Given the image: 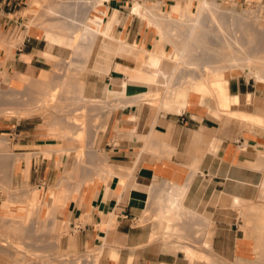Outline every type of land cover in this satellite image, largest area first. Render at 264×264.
Segmentation results:
<instances>
[{"label": "crops", "instance_id": "crops-1", "mask_svg": "<svg viewBox=\"0 0 264 264\" xmlns=\"http://www.w3.org/2000/svg\"><path fill=\"white\" fill-rule=\"evenodd\" d=\"M21 1L0 0V70L5 74L0 85L13 90L48 79L55 64L48 55L69 56L60 36L52 33L46 37L40 29L27 26L26 17L17 15ZM171 2L161 0V8L169 6L167 11H172L177 5ZM131 5V0L103 2L102 22L116 12L110 30L117 41H112L110 50L103 49L107 42L96 35L78 78L85 97L113 101L106 104L112 107L93 137L98 157L113 172L83 180L81 189L71 190L59 207L55 216L69 227L64 246L78 250L101 245L100 264H264V243L259 242L264 239L261 214L248 207H264V127L227 113L255 112L264 117L259 83L223 72L222 104L212 93L189 87L177 89L167 109L162 99L160 109L139 101L135 92L143 84L152 83V89L163 92L162 81L156 83L151 72L154 57L146 61L138 50L121 43L157 52L160 39L156 26L131 12ZM14 38L17 40L11 44L9 40ZM163 48L167 49L166 44ZM0 134L7 137L12 152L28 154V161L20 159L15 164L12 175L17 183L54 181L60 165H56V154L45 148L48 142L38 131L34 116L0 115ZM170 185L185 186L183 204L192 214L202 213L210 223L208 244L199 248L206 260H189L181 249L161 250L159 240H150L157 234L150 221L135 223L155 199L159 214L164 211ZM253 230L260 233L259 238ZM110 250L116 251V257L108 255Z\"/></svg>", "mask_w": 264, "mask_h": 264}, {"label": "rangeland", "instance_id": "rangeland-1", "mask_svg": "<svg viewBox=\"0 0 264 264\" xmlns=\"http://www.w3.org/2000/svg\"><path fill=\"white\" fill-rule=\"evenodd\" d=\"M74 1L75 0H22L20 2V5H18V7L20 6L21 7L17 10V15L26 17L28 19L26 21L27 26H33L40 29L42 35L47 37L48 32H45L42 29V27L45 28L47 24L51 22H56L57 20L59 22L60 19L63 21L65 15L66 17H68L69 15L71 16L73 15V17L70 18L74 20L76 19L78 21L80 20V18H83L85 13L88 12L87 13L89 14L88 19H92L93 16L92 14H95V9L90 8L88 11L87 10L88 3L86 4L84 0H78V1L76 0L75 2ZM136 1H139L140 3L146 5L149 4L146 3L145 0H131L132 5ZM206 1L216 2V3L218 2L217 3L218 8L219 7L220 8L219 11H217L216 13V16L218 17L217 20L211 19L209 14L207 13L204 14L200 13L198 15L199 16L198 20L203 22L204 24L206 23L205 25L202 24L204 25L202 26L203 28L206 27L205 28L206 31L205 29H203L204 31L201 34V36L203 35L205 36L204 37L200 36L201 38H204L201 39L204 40L202 41L203 45L205 44L206 46H208V48L210 47L219 50L222 48L221 40L226 36V38H228L229 41L232 40L230 44L233 43L232 44L233 46L231 45H230L231 47L229 46L230 49L233 48V50H237L238 48H243L245 51V49L247 48L246 49L247 51L249 50L252 52L256 51L254 53L264 57L263 55L264 41L262 40V38H264L263 37L264 36V0H206ZM186 2L187 0H172L171 4L179 3L184 8H186V10L188 9L189 12L193 13V11L195 10V6L197 4L196 1L195 0L192 1L191 7H189L186 4ZM156 3L161 4V0L160 1L157 0L155 2H152L151 4L156 5ZM37 4L40 7H38ZM42 5L43 6L51 5L55 8L58 5V8L60 7L61 10L63 11V12L61 11L63 15L59 17L60 19L58 17H55L57 18L55 19L53 17L54 16L53 14H49L46 12L45 7H41ZM97 9L100 11H104V9L101 6ZM168 9L169 6L167 9L165 10L163 9L162 12H164L165 14L171 12V11H167ZM173 10L179 12L180 8L173 7ZM193 17L195 16L193 15ZM42 22H44V24ZM71 23L73 22L71 21ZM183 27L185 28L184 25ZM60 32L64 33V31L61 30ZM179 32L180 33L178 34V31L176 30L177 34H175L174 36L177 37V40L176 39L175 40L177 41V43H180L182 41L186 43V48L188 47L186 53H189L190 55H194V56L200 54V56L202 57L205 54L204 57L206 56V59L208 61L210 60L211 64H215V63L219 64L220 62L221 63L224 62L219 58L221 60L220 61L218 57H215L214 54H212L213 50H210L208 52L206 51L207 53H205V51H203L201 48L198 49L197 46L194 45L195 44L194 41H192L191 38H188L186 36V34L184 33L185 30L184 32L183 30L182 32L181 31ZM181 33L184 36H181L182 35ZM176 35H179V37ZM249 35L255 38L263 35L261 37L263 49L261 45V40L260 42L258 41L260 37H258V40L254 38L250 39ZM159 36H160V32L157 30V37L159 38ZM178 38L179 40L180 39L181 40L179 41ZM107 39L105 40H107V42H110L109 40L112 38L110 39L107 38ZM159 39H160L159 49H164L163 44H166L167 46L166 51H169L173 48L170 41L168 42V41H164L161 38ZM16 40L17 39L14 38L11 39V41L10 40L9 41L11 44H13L16 42ZM236 41L238 42L236 43ZM235 46L238 48L237 49L234 48ZM67 50H69V56L65 57L64 59L54 58L55 64L52 66V70L50 74L51 76L48 79L42 80L43 82L40 81L29 82L20 90L17 89L13 90L10 87L0 85V111L4 110L3 112L0 113V115H13L15 117L18 116L20 117L19 114H17L18 115L17 116L16 113L15 114L12 113V110H17L19 108L21 109L22 107H23L22 109L31 110L37 105L40 106L39 107L40 109H36L31 114L28 115L34 116V120L37 121L38 131L44 134L43 136H45V142H48L47 144L44 145L45 148H49L50 152H54L56 154V165H60V167L56 169L57 176L54 179V181L51 183H49L48 181H43L42 183L26 182V181L17 183L16 180L13 178L12 173H9L8 165H6L7 166L6 168L0 167V170L6 169L7 171V172L6 171L0 172V176L1 175L3 176L1 177L0 180L1 182L0 184H2V187L0 188V205H1L0 264H93L95 260H97V264H100L99 258L101 255L102 246L100 247H98L97 245L86 246L85 248L78 250L71 248L70 246H64V235L67 234V230L69 227L67 222L61 221L59 218L55 216V214L58 212L60 205L62 206V204H64L63 202L61 203L63 196L66 195L64 200H66L68 197L67 196L68 192L65 191L64 187L70 189L71 191L81 184L82 179L90 180L94 175H97L99 177H104L103 173L100 171L101 169L96 170L98 168L96 164H98V162L101 163L102 159L104 158L98 157L97 154L100 153V151L96 150L93 137L97 132V130L103 127L106 115L109 112L108 107H112V106H107L106 104H112L113 101L92 100L86 98L85 96H83L86 98V99L84 98L85 101L82 99L80 100L77 99L79 101L78 102L75 99V95H74L75 93L73 92V90H70V88H73L72 86L75 85L76 82L73 83V81H77L84 66H80V69L77 67L78 68L77 70V68H75L76 67L75 65L69 64L71 58L73 59L77 57L79 58V55L78 56L76 54L75 56L72 55L70 48H68ZM213 59L215 60L218 59L220 62L219 61L212 62L211 60ZM179 65H178L179 68L178 69L176 68L174 70V73H172L174 76V77L172 76V78H174L173 80H177V78L183 79L182 75L184 74V72H187L186 67H183V65L181 66V63ZM66 67L68 68L66 69ZM201 69H202V64H199L197 65L196 68H193V70L197 72ZM228 69L224 70L225 76L241 75L244 78H250L255 81V79L252 77V75H250V73H248V71L243 70L240 67L228 68ZM66 70L67 71L69 70L67 74L71 72L68 75V78L70 76L71 79V74L73 73L72 78L74 79V80L71 79L72 82L69 79L72 85L69 86L70 83L68 84L70 88H68L67 91L63 88V85L62 86L60 85V79L66 73ZM2 74L3 72L0 73V80L4 81V75L1 76ZM216 78L221 79V75L212 77V79H216ZM164 81H162L161 83V87L163 91L165 88ZM258 86L260 87L261 95L264 99V85L259 84ZM63 89L64 91H66V93L61 92L63 91ZM43 91L44 92L48 91L50 95L43 96L41 93ZM67 96L69 97V99ZM42 97L46 98L44 99V101L47 100L45 101V103L43 101L45 105L40 100ZM151 103L153 107L160 109L157 99L151 100ZM113 106L115 107L117 106V104H114ZM76 118L77 119L79 118L81 122L79 123V121H76ZM65 145H67V147L71 149L67 153L62 150L64 149V147L66 148ZM58 149L61 150L59 151ZM1 153L2 156H4L3 158L7 160L6 162L8 164L13 160L14 155L17 154L12 152L10 143L8 142V139L4 134H0V154ZM44 153H47V151H44ZM96 155L98 158H96ZM21 159L26 160L27 158L25 155H21ZM92 160L95 162H93ZM91 162H93V164ZM84 165H86V167ZM88 165H90V167ZM94 165L96 166V168L94 167ZM83 167H85V169H83ZM64 173L65 175L67 173V180H64L65 184L63 183L62 187L60 186L59 188L56 189L55 183L60 178V176L64 175ZM68 174H70V176ZM4 176H6V178H4ZM107 176L109 175H106V177ZM8 187L10 188L8 189ZM6 188L8 189V191H6L7 190ZM11 188L14 191L10 190ZM23 190L25 192H28L29 193L28 197L33 200L31 201H26L23 199L18 200L21 199V196H19L18 193ZM63 191L66 193H63L64 195H61ZM162 192L163 191H160L159 195ZM53 193L57 194L54 197L55 202H53L54 201L53 198H49L50 196H52ZM46 199H48L47 203L49 205L47 204V208L43 209L41 208V206L44 205ZM31 203L33 204L30 205ZM36 203L37 204L40 203L39 204V209L41 208L40 211L37 210V213L35 214L31 212L28 218H26L25 215L28 214L27 213L29 212L28 210L29 209L33 210L36 206ZM50 205L52 210L51 209L49 210ZM159 206L160 205L157 199L151 201L148 208L142 211V213L139 215L135 223L141 225L146 221H150L152 226V227L150 226L151 230L153 229L157 232V234L153 236L150 240H159L161 242V250L173 252L176 249L174 245L178 246L183 244L185 246L197 250L196 254H194L193 256H191L189 253H186V257L189 260H191L192 257L203 258L202 254L200 255V253L203 252H201L199 248L201 246H207L208 244L206 243L208 242L207 238L210 234L209 232L210 223L208 222V220L203 219L202 213L197 212L195 214H192L190 208H188L185 205L187 208L185 209V207H183L182 209L177 211V215L175 216V218L172 221H170L171 224H168L169 221L167 219L160 218L158 216ZM151 207L153 208V212L150 209ZM260 209L261 208H259V210ZM37 214L40 219L38 218L35 219V216H37ZM191 215H195V217L192 218ZM11 218H13L12 221L14 222L13 225L15 226V228H13L14 226L11 225L9 226L10 224L9 221H11ZM54 218H57L56 220L57 224H55V227H53ZM165 220L167 222H165ZM15 221H18V223H16ZM203 221H207V223L206 222L203 223ZM167 226L169 227L170 230L167 229L168 228ZM165 228L167 229L169 234L167 233ZM171 228L174 229H172L171 231ZM58 231H61V233H59ZM181 250L184 252L183 249ZM108 255L110 257L114 255L116 257V254L113 250H110ZM13 258H15L16 261ZM203 259L206 260V258Z\"/></svg>", "mask_w": 264, "mask_h": 264}, {"label": "bare ground", "instance_id": "bare-ground-1", "mask_svg": "<svg viewBox=\"0 0 264 264\" xmlns=\"http://www.w3.org/2000/svg\"><path fill=\"white\" fill-rule=\"evenodd\" d=\"M76 1V0H75ZM74 1V2H75ZM78 1V0H77ZM105 0H84V2L87 4L88 3V11L90 8H94L95 9V14H92V19H88V15L87 13L84 14L83 18H80V20H74V19H71L70 17H73V15H69L68 17H64L63 21L59 18L61 17L63 14H62V10L61 8L59 9L58 8V5L57 7H53V6H41V7H45L46 9V12L49 13V14H53L54 18L55 17H58L60 19V21L58 22V20L56 22H51L49 24H47V26H45V28L42 27V29L45 31V32H48L47 34V37L54 33L58 36H60L63 40V45L70 48L71 49V52H72V55L75 56V54L78 56L79 55V58H71V60L69 61V64H72V65H75L76 67L75 68H79L80 69V66H83L85 65L84 62L86 60V57H88L87 55L89 54V51L91 49V46L93 44V41L96 37V35H100L102 38H103V41L104 39H107V38H112L111 36V30H110V25L111 23L113 22V20L116 19V12L112 15H108V19L105 20V22H102V14L104 13V11H100L98 10L97 8H99L100 6H102L103 2ZM160 1V0H159ZM193 0H187L186 4L191 7V3H192ZM196 1V6H195V10L192 12H189L188 9L186 10V8H184L181 4L179 3H175L177 5V8H180V11H171L167 14H165L164 12H162V8H161V4H158L156 3V5L154 4H142L140 3L139 1H136L131 7H130V10L131 12L137 14V15H140V17H144V18H147L148 20V24L152 23L156 26V29L160 32V36L159 38L163 39L164 41H170L171 44H172V49L169 50V51H166L165 49H159L157 52H154V51H150V50H147L145 49L142 45H138V44H133V45H130L128 43H124L122 44L121 41L119 40V42L121 43V46H126V47H130L131 49H135V50H138L141 54H143L144 58L146 59V61H151L152 57H154L152 60L153 62L155 63L153 67V69H151V72L153 73V75L155 76V82H160V81H164V84H165V88H164V91L161 92L160 90H154L152 89V83H148V84H143V86L140 87V90L136 91L135 92V97L138 98L139 101L143 102H147V103H151V100L153 99H157L158 101H160L159 99H162V104H163V107H165L166 109L168 107H170L172 105V101H174L173 99L175 98V95H176V92H177V89L181 88V87H189L192 91H195V92H199V93H212L213 96L217 99V101L219 103H222V83H221V79L220 78H216V79H212L213 76H219L221 75V73L224 72V70L228 69V68H235V67H240L241 69L243 70H246L248 71V73H250V75H252V77L255 79V81L261 85H264V57L263 56H260L252 51H247L243 48H238V47H234V48H238L237 50H233L230 49L231 46H233L232 44H230V42L232 41H229L228 38H223L221 41V45H222V48L219 49V50H216L215 48H208V46H206L205 44L203 45L202 44V41L204 40H201V39H204V38H201V37H204L205 35L201 36V34L203 33V29H205L206 27H202L204 26L205 24L201 21L198 20V15L200 13H207L209 14L210 18L211 19H215L217 20V16H216V13L217 11H219V8H218V2H207L206 0H195ZM46 2V1H45ZM40 3V2H39ZM43 4V3H42ZM185 4V6H186ZM38 5V4H37ZM62 5V4H61ZM72 6V5H71ZM76 6V5H74ZM73 6V7H74ZM38 7H40L38 5ZM75 8V7H74ZM44 9V10H45ZM68 9V8H67ZM66 9V10H67ZM70 9V8H69ZM73 9V8H72ZM42 10V9H40ZM71 10V9H70ZM39 11V10H38ZM62 11V12H61ZM116 11V10H114ZM247 11V10H246ZM45 12V13H46ZM73 12V11H72ZM46 13V14H47ZM248 13V12H247ZM67 14V13H65ZM134 14V15H135ZM41 15V14H40ZM43 15V14H42ZM45 15V14H44ZM193 15L195 17H193ZM206 15V14H205ZM203 15V16H205ZM39 16V15H38ZM208 16V17H209ZM87 17V18H86ZM70 18V20H69ZM39 19V18H38ZM57 19V18H55ZM203 19V18H202ZM209 19V18H208ZM210 19V20H211ZM52 21V20H51ZM69 21V22H67ZM71 21L73 23H71ZM41 22V21H40ZM38 23V22H37ZM36 23V24H37ZM44 24V22H42ZM232 23V22H231ZM204 24V25H202ZM183 25L185 26V28L183 27ZM208 26V25H207ZM184 29H183V28ZM200 30H199V29ZM59 29V30H58ZM61 31H64L63 32H60ZM176 30L178 31V34L180 33L179 31L184 32L185 30V34L188 38H191L192 41H194V45L197 46V48H201L203 51H205V53H207L208 51L210 50H213L212 51V54H214L215 57H218V59L220 58L222 61H224L223 63H221L218 59L215 60H211L212 62L214 61H219L220 63L218 64H211L210 60L208 61L206 59V56L203 57L199 55H190L189 53H186L187 52V49L188 47L186 48V43L184 41L180 42V43H177V37H175L174 35L177 34L176 33ZM206 31V29H205ZM66 32V33H65ZM250 32V31H249ZM245 33V32H244ZM182 34V33H181ZM248 34H251V33H248ZM179 37V35H176ZM181 36H184L183 34ZM185 36V37H186ZM201 36V37H200ZM250 36V39L254 38L256 40H258V37H260V39L258 40L260 42L261 40V37L263 36H258L257 38L255 37H252L251 35ZM114 37V35H113ZM186 37V38H187ZM264 37V36H263ZM176 39V40H175ZM108 40V39H107ZM106 40V42H107ZM117 41V39H112L110 42H107L106 45H103V49H109V46H113V44L111 45L112 41ZM179 40V38H178ZM181 40V39H180ZM179 40V41H180ZM189 40V39H188ZM262 40L264 41V38H262ZM262 40H261V45H262ZM11 41V40H10ZM9 41V42H10ZM113 41V42H114ZM255 41V40H254ZM257 41V42H258ZM102 42V41H101ZM126 42V41H125ZM187 42V41H186ZM238 41H236L237 43ZM240 42V41H239ZM9 44V43H8ZM7 44V45H8ZM240 44V43H239ZM231 45V46H230ZM116 46V45H115ZM230 46V47H229ZM245 47V46H244ZM252 47V46H251ZM117 48V47H116ZM254 48V47H253ZM207 49V50H206ZM262 49H263V45H262ZM113 50V49H112ZM261 50V49H260ZM207 51V52H206ZM114 52V51H113ZM215 52V53H213ZM74 53V54H73ZM203 54V53H202ZM211 54V55H212ZM207 55V54H206ZM264 55V54H263ZM50 57H53V58H56L54 55H48ZM209 56V55H208ZM81 59V60H80ZM143 63V62H142ZM181 63V66L183 65V67H186L187 68V72H184V74L182 75L183 79H179L177 78V80H173L174 78H172L173 74L174 73V70L177 68L180 67V64ZM67 64V63H66ZM199 64H202V69L199 70L198 72L197 71H194L193 68H196L197 65ZM147 65V64H146ZM179 65V67H178ZM68 66V65H67ZM71 66V65H70ZM86 67V66H85ZM68 67H66L67 69ZM77 68V70H78ZM82 68V67H81ZM185 68V69H186ZM74 69V68H73ZM72 69V70H73ZM70 70V69H69ZM69 70L67 71L66 70V73L61 77L60 79V85L62 86L63 85V88L67 91L68 88H70L69 86H71L72 84L70 83V80H74L72 77V74H71V79H70V76L68 78V75L71 73H68ZM76 70V69H75ZM74 70V71H75ZM76 70V71H77ZM184 70V69H183ZM229 70V69H228ZM143 71V70H142ZM183 72V71H182ZM0 73H2V71L0 70ZM77 73V72H76ZM4 74V73H3ZM3 74L1 76H3ZM78 75V74H76ZM5 76V74H4ZM177 76V75H176ZM174 77V76H173ZM76 78V77H75ZM152 78V77H151ZM70 79V80H69ZM77 79V78H76ZM71 80V82H72ZM136 80V79H135ZM3 82V81H2ZM40 82H43L42 80H40ZM45 82V81H44ZM75 83L74 86H72L73 88H70V90H73V92L75 93V99L77 100H84L87 98L83 97L84 95L82 94V81L80 79H77V81H73V83ZM70 83V84H69ZM45 84V83H44ZM69 84V86H68ZM47 85V84H46ZM43 86V85H42ZM29 87V86H28ZM29 89V88H28ZM61 91L63 93H66V91ZM72 92V93H73ZM43 96L45 95H50L48 93V91H43L41 92ZM17 97V96H15ZM47 97V96H46ZM63 97V95H62ZM68 97V96H67ZM48 98V97H47ZM85 98V99H84ZM44 97H42L40 100L41 102L43 103L44 101ZM69 99V97H68ZM71 99V98H70ZM136 100V98H134ZM77 100V101H78ZM47 101V100H45ZM44 101V103H45ZM56 101V100H55ZM137 101V100H136ZM53 102V101H52ZM79 102V101H78ZM138 102V101H137ZM155 102V101H154ZM161 102V101H160ZM43 103V104H44ZM152 104V103H151ZM45 105V104H44ZM158 106V105H157ZM219 106V105H218ZM40 106L37 105L35 106L34 108H32L31 110H27V109H17V110H12V113H16L19 114L20 116H25V115H28V114H31L34 110L36 109H40L39 108ZM162 107V106H161ZM220 107V106H219ZM30 109V108H29ZM43 109V107H42ZM46 109V108H44ZM221 109V107H220ZM49 110V109H48ZM219 110V109H218ZM234 110V109H232ZM4 110H1V112H3ZM42 111V110H40ZM221 111L223 112H226L224 109ZM39 112V111H37ZM36 113V112H35ZM229 115H231L233 118H237L238 120H240L241 122L242 121H246V122H252V123H256V124H259L261 126L264 127V117L262 116H259L257 113L255 112H242V111H228L227 112ZM34 114V113H33ZM80 115V114H79ZM18 116V115H17ZM80 118V117H79ZM77 119L76 118V121H79V123L81 122L80 119ZM73 119V118H72ZM75 120V119H74ZM83 122V121H82ZM84 133V132H83ZM63 135V134H62ZM60 138V137H59ZM68 143V142H67ZM66 143V144H67ZM68 145V144H67ZM66 146V148L64 147V149H62L64 152H69V150H71L70 148H68ZM163 147V146H162ZM47 150V149H46ZM59 150V149H58ZM61 150V149H60ZM59 150V151H60ZM45 151V150H44ZM44 153V152H43ZM21 155H25L26 158H28V154L27 153H24V154H15L14 155V158L13 160L8 164L6 161V159H4L2 156V153L0 154V167L1 168H6L8 165L9 167V173H13L14 171V167L16 162L18 160L21 159ZM96 158L97 155H96ZM101 158V157H100ZM29 159V158H28ZM95 159V158H94ZM23 160V159H21ZM27 160V159H26ZM98 160V159H97ZM28 161V160H27ZM93 161V160H92ZM101 161V159H100ZM95 162V161H93ZM93 162H91L93 164ZM97 162V161H96ZM7 163V164H6ZM88 163V162H87ZM91 164V165H92ZM86 167V165H84ZM90 167V165H88ZM96 166H98V169H101L100 171L103 173L104 176L106 175H110L112 172H113V169L112 167H110V165L107 164L106 160L105 159H102V162H98V164H96ZM96 166L94 165V167L96 168ZM85 167H83V169H85ZM93 167V166H92ZM88 168V167H87ZM124 169V168H123ZM1 171H6V169H3V170H0ZM7 172V171H6ZM3 174V173H2ZM115 174V173H113ZM70 176V174H68ZM72 175V174H71ZM75 175V174H74ZM101 175V176H103ZM112 175V174H111ZM87 176V175H86ZM1 177H3L2 175L0 176V180H1ZM108 177V176H107ZM111 177V176H110ZM4 178H6V176H4ZM2 178V179H4ZM11 178V177H10ZM83 178V177H82ZM85 178V177H84ZM64 180H67V173L63 176H60V178L57 180V182L55 183V188H59L60 186L62 187L63 183L65 184ZM91 180V179H90ZM3 181V180H2ZM83 181V179H82ZM4 182V181H3ZM1 183V182H0ZM6 184V183H5ZM80 184V182H79ZM78 184V185H79ZM173 184V183H172ZM9 185V184H8ZM77 185V184H76ZM81 185V184H80ZM80 185L77 186L74 190L75 191H78L80 188ZM10 186V185H9ZM2 187V184H0V188ZM73 187V185H72ZM10 187H8L9 189ZM165 188V187H164ZM168 188H172V191H171V194L168 196V194L166 195L168 198L166 199L165 197V206H164V211L161 212L158 216L160 218H165L169 221L168 224H171L170 221H172L175 216L177 215V211H179L180 209H182L184 207V204L182 202V195L184 194L185 192V186L184 187H181V186H171L168 187ZM166 188V189H168ZM7 189V188H6ZM8 189L6 191H8ZM65 191L68 192L67 193V196L68 194L71 192L70 189L68 188H65ZM12 190V188L10 189ZM169 190V189H168ZM14 191V190H12ZM66 192H62L61 195H64L63 193H66ZM10 193V192H9ZM57 193V191H56ZM56 193H53L52 196H50L49 198H53V202H55V195H57ZM16 194V193H15ZM19 196H21V199H18V200H26V201H31L33 199H30L28 196H29V193L28 192H25L24 190L23 191H20L19 193ZM17 194V195H18ZM16 195V196H17ZM70 195V194H69ZM14 197V196H13ZM65 196H63V199L61 200V203L65 202ZM182 197V198H181ZM69 198V196H68ZM239 199V198H238ZM47 200L46 199V202L44 203V205L41 206V208L45 209L47 208ZM240 200V199H239ZM239 200H235L237 202V204H239ZM162 201V200H161ZM235 202V203H236ZM30 203V202H29ZM243 203V202H242ZM33 203H31L30 205H32ZM40 204V203H39ZM39 204L36 203V206L35 208L32 210V209H29V212H28V216L31 212H33L34 214L37 213V210L40 211L39 209ZM163 204V205H164ZM49 205V204H48ZM60 205V204H59ZM63 205V204H62ZM240 205V204H239ZM34 206V205H33ZM61 206V205H60ZM250 209H253V208H256L254 205H249ZM25 208V207H24ZM186 208V207H185ZM247 208V207H246ZM42 209V210H43ZM51 209V205L49 207V210ZM163 209V208H162ZM160 209V210H162ZM248 209V208H247ZM257 210L259 208H256ZM255 209V210H256ZM52 210V209H51ZM38 211V213H39ZM32 213V214H33ZM259 213L261 215H258L260 216L259 220H260V224L264 225V207L261 208L259 210ZM27 216V218H28ZM31 216V215H30ZM257 216V217H258ZM54 217V216H53ZM39 218L38 214L37 216H35V219ZM13 218H11V221L9 226H14V222L12 221ZM34 219V218H33ZM34 219V220H35ZM159 219V218H158ZM51 220V219H49ZM259 220H257L259 222ZM39 221V220H38ZM46 221V220H44ZM163 221V220H162ZM256 221V220H255ZM12 222V223H11ZM16 223H18V221H15ZM51 222V221H49ZM160 222V221H159ZM165 222H167L165 220ZM21 223V221H20ZM55 224H57V221H56V218H54V221H53V227H55ZM51 225V224H50ZM173 225V224H172ZM259 225V223H258ZM257 225V226H258ZM169 226V225H168ZM167 226V227H168ZM260 226V225H259ZM259 226L257 228V230L259 229ZM9 228V227H8ZM15 228V226L13 227ZM10 229V228H9ZM12 229V227H11ZM166 229V228H165ZM168 230L169 227L167 228ZM166 229V231H167ZM172 229L174 228H171V231ZM256 229V228H255ZM261 229V228H260ZM259 229V230H260ZM17 230V228H16ZM164 231V232H166ZM246 231V230H245ZM254 231V230H253ZM170 232V231H169ZM255 232V231H254ZM263 232V230H262ZM261 232V233H262ZM168 233V231H167ZM257 233V231L255 232ZM254 233V234H255ZM169 234V233H168ZM246 236H247V233L245 232ZM260 234V233H259ZM259 234L257 233L256 236L254 237H257L258 238L260 237ZM264 234V233H263ZM250 235H252L250 233ZM249 237V236H248ZM262 237V235H261ZM264 237V235H263ZM261 239V238H260ZM259 241L258 239H254V241ZM261 240H264V239H261ZM259 241L260 243H264V241ZM256 243V242H255ZM254 243V244H255ZM259 243V244H260ZM258 245V244H257ZM256 245V247H258ZM101 246V245H100ZM260 246V245H259ZM262 246V244H261ZM174 247L176 249H183L186 253H189L191 256H193L194 254H196V251L195 249H191V247H188V246H185L183 244L181 245H174ZM255 247V245H254ZM259 248V247H258ZM261 248V247H260ZM259 248V249H260ZM175 249V250H176ZM255 249V248H254ZM257 250V249H255ZM259 251V250H258ZM262 251V250H261ZM115 254H116V251H114ZM118 253V252H117ZM262 253V252H261ZM18 254V253H17ZM198 254V253H197ZM202 254L203 258H205V254L204 253H200V255ZM19 255V254H18ZM264 255V253H263ZM16 256V255H15ZM201 256V257H202ZM261 256V255H260ZM18 257V256H17ZM207 257V256H206ZM256 257V256H255ZM254 257V258H255ZM217 258V257H216ZM15 259V258H13ZM214 260V259H213ZM255 260V259H254ZM16 261V259H15ZM218 261V260H217ZM251 261V260H250ZM208 262V261H207ZM93 264H97V260H95L93 262ZM256 264V263H255Z\"/></svg>", "mask_w": 264, "mask_h": 264}]
</instances>
